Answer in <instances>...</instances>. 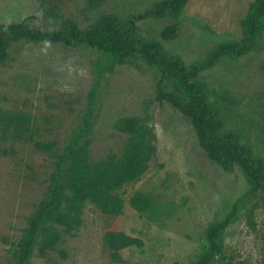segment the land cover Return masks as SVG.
Instances as JSON below:
<instances>
[{
	"label": "rangeland",
	"instance_id": "374dc122",
	"mask_svg": "<svg viewBox=\"0 0 264 264\" xmlns=\"http://www.w3.org/2000/svg\"><path fill=\"white\" fill-rule=\"evenodd\" d=\"M158 0H0V25L26 23L53 31L66 20L85 29L100 16L126 19L144 13ZM254 0H188L179 20V34L162 40L170 17L137 23L145 40L161 42L165 52L186 66L203 62L217 46L239 40L241 22ZM0 65V114L25 117L28 132L16 138L0 120V264H11L10 246L17 242L26 218L45 198L52 157L36 150L33 141H54L57 152L70 136L94 95L89 158L99 161L122 154L128 136L115 129L122 118H140L150 134L153 152L146 171L117 193L123 212L112 216L85 203L82 224L64 237L45 258L34 252L29 264H117L103 245L108 231L123 232L143 242L121 250L122 264H191L206 247L205 230L237 207V217L223 236L222 259L214 264H264V198L249 193L240 167L225 172L210 161L198 144L189 121L156 98L159 74L140 60L98 74V63L109 64L86 45L18 41L11 44ZM210 103L219 111L225 129L264 163V32L249 53L223 57L199 73ZM168 89H170L168 87ZM136 192L149 195L154 207L131 208ZM59 250L65 252L62 257Z\"/></svg>",
	"mask_w": 264,
	"mask_h": 264
},
{
	"label": "trees",
	"instance_id": "16d2710c",
	"mask_svg": "<svg viewBox=\"0 0 264 264\" xmlns=\"http://www.w3.org/2000/svg\"><path fill=\"white\" fill-rule=\"evenodd\" d=\"M102 0H87L89 5ZM188 0H158L141 14L121 19L112 14L100 16L85 29L66 20L60 29L43 31L31 28L26 19L0 25V65L8 56L11 44L18 41L60 44L66 47L86 45L101 53L109 64L98 63V74L112 72L114 66L130 60H140L159 74L155 98L180 112L191 124L197 141L207 158L225 172L235 166L243 171L249 193H260L264 198V163L252 150L242 144L238 135L225 129L219 111L210 103L206 87L198 80L200 72L211 68L223 57H241L256 46L264 32V0H254L241 22L239 40L214 48L200 63L186 66L176 56L165 52L161 42L145 40L137 32V23L148 18L170 17L172 23L160 33L162 40L176 38L182 27L179 16ZM168 87L170 89H168ZM94 95L66 146L57 152L54 141H33L36 150L52 157V172L45 198L26 218V225L17 242L10 246L11 264H29L34 252L45 258L56 251L64 237L71 235L82 224L85 203L102 213L117 216L123 212L124 199L117 193L123 185L136 181L147 169L153 152L150 134L140 118H122L115 129L125 133L128 140L121 155H109L99 161L89 158L90 136L94 119ZM0 120L6 130L13 128L16 138L28 132V120L15 113H2ZM131 208L146 212L154 207L153 199L142 192L134 193L128 201ZM237 207L223 218L208 224L205 230L206 247L191 264H214L222 259L223 236L235 222ZM103 245L113 263L122 264L121 250L140 248L143 242L123 232L108 231ZM64 257L63 250L58 251Z\"/></svg>",
	"mask_w": 264,
	"mask_h": 264
}]
</instances>
